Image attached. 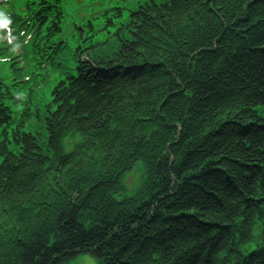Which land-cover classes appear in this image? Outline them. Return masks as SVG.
Here are the masks:
<instances>
[{
	"label": "trees",
	"instance_id": "1",
	"mask_svg": "<svg viewBox=\"0 0 264 264\" xmlns=\"http://www.w3.org/2000/svg\"><path fill=\"white\" fill-rule=\"evenodd\" d=\"M62 2L11 1L29 79H0V264H264V0H140L71 51Z\"/></svg>",
	"mask_w": 264,
	"mask_h": 264
},
{
	"label": "rangeland",
	"instance_id": "2",
	"mask_svg": "<svg viewBox=\"0 0 264 264\" xmlns=\"http://www.w3.org/2000/svg\"><path fill=\"white\" fill-rule=\"evenodd\" d=\"M107 1V7H113V8H119L121 9L120 12L118 13L117 11H110L108 15H111V18L114 21V26H109L108 27V32L109 34L106 33V31H99L96 32L93 30L96 29H101L99 27L102 26L103 21L102 20V14L97 13L96 16L99 17V19H94L92 18L95 11L98 10L96 6L99 4L104 3ZM140 0H63L64 4V11H65V16L63 20H61V32L67 37V42L70 44L72 48L75 46V38H78V34H76L74 37L73 36L76 32L75 30L77 29V23L78 24H84L86 22V19L92 21L93 25V30H89V26H87L86 32H84V36L86 34L93 35L92 42H98V41H103L107 39L108 36L111 35L109 40L116 39L118 40L117 33L120 32L118 29L120 28V24L124 20V18L128 15L129 9H133V5H136L139 3ZM104 8V7H102ZM120 15V16H119ZM7 15H5V18ZM83 21V22H82ZM89 32V33H88ZM95 34V35H94ZM89 41V40H88ZM90 42H87V45H89ZM4 45L9 47L7 45V42L5 41ZM5 47H2V49ZM19 54V55H18ZM14 52V54H10V52L7 53V51L1 50L0 53V78L4 79L6 83L9 85L17 84V82L21 81L24 79V72L19 71L21 64L20 62L17 61L18 59L21 58L20 53ZM68 55H66V52H64L63 56L61 57V61L64 64V66L71 67L70 61L67 60ZM67 70H70L68 68ZM71 73H74L73 71L70 70ZM61 79L60 78V73L58 71H52L50 74V79L45 85L41 88L38 89L36 97H34L35 100V106L39 109L38 115L35 116L34 119H32L27 126L25 127L26 131H30L35 133L42 134V141L45 139L46 132L43 129L44 124H41L40 122L41 117L43 115L41 109L44 106L45 102L48 101L47 94L51 90V87L54 85V82ZM21 97L23 96V93H19ZM11 101H14L12 99ZM13 106V105H12ZM17 106H15L16 108ZM67 146L69 143H71L69 140L67 141ZM139 179V172L137 169L131 171L125 178L124 184L126 185L127 188L130 190L134 188L138 183ZM95 258L89 254L84 252V254H80L77 257L74 258L73 261L70 262V264H96Z\"/></svg>",
	"mask_w": 264,
	"mask_h": 264
}]
</instances>
